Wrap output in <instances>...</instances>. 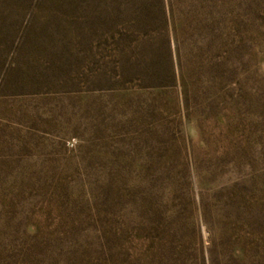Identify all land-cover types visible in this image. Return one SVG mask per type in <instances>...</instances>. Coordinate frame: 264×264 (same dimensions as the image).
Masks as SVG:
<instances>
[{"label": "rangeland", "instance_id": "1", "mask_svg": "<svg viewBox=\"0 0 264 264\" xmlns=\"http://www.w3.org/2000/svg\"><path fill=\"white\" fill-rule=\"evenodd\" d=\"M0 264H264V0H0Z\"/></svg>", "mask_w": 264, "mask_h": 264}]
</instances>
